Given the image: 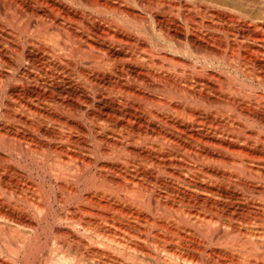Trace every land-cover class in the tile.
<instances>
[{"label":"bare ground","instance_id":"bare-ground-1","mask_svg":"<svg viewBox=\"0 0 264 264\" xmlns=\"http://www.w3.org/2000/svg\"><path fill=\"white\" fill-rule=\"evenodd\" d=\"M0 264H264V0H0Z\"/></svg>","mask_w":264,"mask_h":264},{"label":"rangeland","instance_id":"rangeland-1","mask_svg":"<svg viewBox=\"0 0 264 264\" xmlns=\"http://www.w3.org/2000/svg\"><path fill=\"white\" fill-rule=\"evenodd\" d=\"M146 25H147V23H146ZM232 77H233V76H232ZM239 81H240V82H239ZM237 82L241 83V82H244V81H242V79H239ZM241 84H242V83H241ZM243 84H245V83H243ZM246 85H247L248 88H250V84L246 83ZM101 164H105V163H101ZM98 165H100V163H99ZM258 215H260V214H258ZM41 239L43 240V236L41 237ZM42 240H41V241H42Z\"/></svg>","mask_w":264,"mask_h":264}]
</instances>
